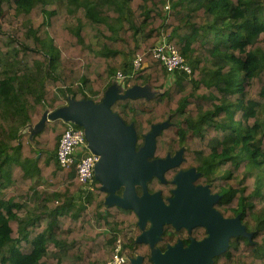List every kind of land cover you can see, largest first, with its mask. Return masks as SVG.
<instances>
[{"label":"trees","instance_id":"16d2710c","mask_svg":"<svg viewBox=\"0 0 264 264\" xmlns=\"http://www.w3.org/2000/svg\"><path fill=\"white\" fill-rule=\"evenodd\" d=\"M263 15L264 0H0V264H100L118 239L123 253L152 264L150 245L136 242L135 212L106 204L97 181L83 198L76 167L58 165L65 125L57 119L32 135L22 130L69 98L100 100L138 54L144 64L123 88L147 85L154 95L116 99L111 112L132 124L136 147L166 124L151 159L184 154L147 191L166 201L176 171L192 169L218 195L213 208L239 216L250 234L231 236L213 264H264ZM4 27L14 28L11 36ZM160 36L190 74L169 75L153 57ZM92 38L98 50L89 56ZM178 232L165 224L154 247L182 242Z\"/></svg>","mask_w":264,"mask_h":264},{"label":"water","instance_id":"95a60500","mask_svg":"<svg viewBox=\"0 0 264 264\" xmlns=\"http://www.w3.org/2000/svg\"><path fill=\"white\" fill-rule=\"evenodd\" d=\"M116 82H112L104 91L101 101L95 103L92 99L74 100L68 102L52 112L44 111L41 119L32 128L30 134L37 133L46 120L60 119L73 122L84 131L89 151L98 156L94 165V176L100 183V190L107 193L105 203L132 209L138 217L141 233L136 242L150 245L152 264H213L212 258L223 252L231 236H246L250 234L241 224L239 216L223 218L214 208L218 195L210 194L206 186L194 187L188 181L194 178L193 170L179 172L173 179L176 185L172 190L173 196L165 204L159 193H149L146 183L152 177L162 180L163 172L177 164L175 156L165 159H151L155 136L165 123L157 124L143 137L142 145L136 150V134L132 126L126 125L117 115L111 112L110 106L116 99L125 97L154 95V91L147 85L132 86L119 91ZM121 122L119 125L117 122ZM132 131L126 132V127ZM106 158L105 173L101 174L97 166L101 159ZM192 178V179H193ZM141 188V195L136 192ZM122 188V195H115L114 191ZM149 222L148 229H144ZM165 224L191 228L197 225L206 227L207 236L200 240H192L187 246L178 241L168 245L164 251L154 247ZM141 256L131 259L130 264H141Z\"/></svg>","mask_w":264,"mask_h":264},{"label":"built area","instance_id":"2783aa9c","mask_svg":"<svg viewBox=\"0 0 264 264\" xmlns=\"http://www.w3.org/2000/svg\"><path fill=\"white\" fill-rule=\"evenodd\" d=\"M151 53L154 58L161 62L169 75L175 71H184L186 74L191 73L190 65L185 62L181 53L164 36L159 37L152 47ZM143 64L142 57L138 54L133 57L129 72L118 70L113 78L125 82ZM56 159L58 165L62 168L76 167L83 198L90 194L94 195V165L98 160V156L88 150L82 128H76L72 125L66 126L58 140ZM127 262L126 255L122 251V244L118 239L114 247L110 248L108 258L101 264H126Z\"/></svg>","mask_w":264,"mask_h":264},{"label":"flooded vegetation","instance_id":"af4514ba","mask_svg":"<svg viewBox=\"0 0 264 264\" xmlns=\"http://www.w3.org/2000/svg\"><path fill=\"white\" fill-rule=\"evenodd\" d=\"M138 148L139 147H136V150H138ZM179 151H174V153H172L171 154V156L173 157V156H175L177 153H178ZM183 153V152H182ZM182 153H180L177 157H176V161H177V163L179 164L180 162V165L182 164V161H183V156H184V154H182ZM179 165V166H180ZM188 170V168H186V169H178L177 171H176V173L173 175V178L171 179V183H172V181H173V179H174V177L179 173V172H184V171H187ZM193 174L195 175V177L191 180V184L194 186V187H196V186H206V185H204V184H198V182H196L197 181V179H198V177H197V175H196V173H195V171L193 172ZM168 182V181H167ZM162 183H166V182H162ZM175 185V184H174ZM176 186V185H175ZM137 188V187H136ZM175 188V187H174ZM173 188V189H174ZM173 189H171V196H170V198L173 196V192H172V190ZM117 194L118 195H122V188H120V189H118L117 190ZM210 193V192H209ZM211 194V193H210ZM217 201V200H216ZM165 204H167L168 203V200H166V201H163ZM138 222V221H137ZM138 224V223H137ZM149 226H150V223L149 222H146L145 223V227H144V229L146 230V229H148L149 228ZM200 226H203V225H197V226H193V227H191V228H187V227H184V226H182V227H179V228H175L174 227V229L175 230H178L179 232H178V236H177V240H181L182 242V244H183V242H185V241H188L187 242V245L192 241V240H194V241H200V240H202V239H204L206 236H207V231H206V227L205 226H203V228H201ZM138 228H140L139 226H138ZM182 230H184L183 232H182ZM142 232V231H141ZM140 232V233H141ZM181 233L183 234L182 235V237H181ZM204 233V234H203ZM204 235V236H202V237H200V238H195L196 236L198 237V235L199 236H201V235ZM121 242V241H120ZM122 244V243H121ZM186 245V246H187ZM184 246V245H183ZM125 254V253H124ZM126 255V254H125ZM137 256H139V255H137V254H134V257H131V256H129V255H126V258H127V260H128V264H130V261H131V259H134V258H136Z\"/></svg>","mask_w":264,"mask_h":264},{"label":"rangeland","instance_id":"374dc122","mask_svg":"<svg viewBox=\"0 0 264 264\" xmlns=\"http://www.w3.org/2000/svg\"><path fill=\"white\" fill-rule=\"evenodd\" d=\"M60 11H62V10H60ZM263 17H264V15H263ZM65 23L68 24V21H66ZM37 24H38V22H34V23H33L34 26H37ZM66 24H65V25H66ZM4 28H5V27H4ZM5 29H7V30H4L3 32H5L6 36H8V35L11 36V34L9 33L8 30H14V28H13V27H10V28H5ZM90 41H91V43H89V45L86 47L87 55H89V56L94 54L93 51H97V50H96V46L94 45V39L92 38V39H90ZM29 55H30V53L27 54V56H29ZM120 64H121V63H120ZM120 64H117V67L120 66ZM169 78H170V77H169ZM111 79H112V78H111ZM45 110H46V109H45ZM47 110L52 111V110H54V109H47ZM9 122H10V124L14 125L16 121H15V119H13L12 117H11V118L9 117ZM117 123H118L119 125H122V123L119 122V121H118ZM125 127H126V132H127V131H131V129H130L129 127H127V126H125ZM22 130H23V132H27V133L29 132V131H27V129H22ZM131 133H132V131H131ZM147 160H151V158H148V157H147ZM106 161H107L106 158H103V157H102L100 164L97 166L98 171H99L101 174L105 173L104 168H105V166H106ZM192 178H193V177H192V174H191V177L189 176V179H188V180H189L188 182H189L190 184H191V180H192ZM95 180H96V178H95ZM117 193H118L117 190H115V191H114V194H115V195H118ZM54 204H55V203H54ZM107 237H110V234H107V235H106V238H107ZM106 249H107V251H108V256H109V250H110V248L107 247ZM108 256H107V258H108ZM100 264H101V263H100Z\"/></svg>","mask_w":264,"mask_h":264},{"label":"crops","instance_id":"0c3cea01","mask_svg":"<svg viewBox=\"0 0 264 264\" xmlns=\"http://www.w3.org/2000/svg\"><path fill=\"white\" fill-rule=\"evenodd\" d=\"M96 50H98V47L96 46ZM118 64H120V63H118ZM118 71V70H117ZM112 82H116L118 85H119V87H121V88H123V85H124V82H122V81H119V80H117V79H115V78H112L111 79V82H110V84L112 83ZM109 86V85H108ZM107 86V87H108ZM106 87V88H107ZM125 89L123 88V91H124ZM122 90H120L119 91V93H122L123 92ZM101 101V99L100 100H98V101H94L95 103H99ZM65 105V104H64ZM63 105V106H64ZM60 107H62V106H60ZM57 109V108H56ZM55 110V109H54ZM44 111H49V110H44ZM53 111V110H52ZM52 111H49V112H52ZM42 117V116H41ZM40 120V119H39ZM57 120V119H56ZM60 120V119H59ZM46 121H53V120H46ZM64 125H65V128H66V126L67 125H72L73 127H76V128H81V127H79V126H77L76 124H74L73 122H70V121H68V122H64V121H62V120H60ZM38 123V122H37ZM33 126H31L29 123H27V125H25L24 126V128L23 129H27V131H30L29 129L30 128H32ZM30 133V132H29ZM88 148V147H87ZM89 150V149H88ZM81 152H82V150H81ZM94 179H95V177H94ZM95 181H97V180H95ZM98 182V181H97Z\"/></svg>","mask_w":264,"mask_h":264}]
</instances>
